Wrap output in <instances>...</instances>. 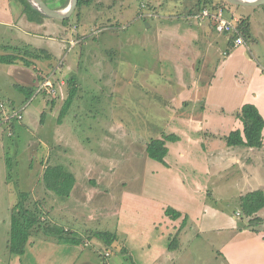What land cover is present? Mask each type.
Listing matches in <instances>:
<instances>
[{
  "label": "rangeland",
  "instance_id": "rangeland-1",
  "mask_svg": "<svg viewBox=\"0 0 264 264\" xmlns=\"http://www.w3.org/2000/svg\"><path fill=\"white\" fill-rule=\"evenodd\" d=\"M92 2L76 10L68 23L54 19L59 24L57 29L34 26L43 37L31 38L23 34L20 27L29 25L25 18L14 27L0 24V54L13 53L7 46L18 45L22 52L14 53L33 62L27 66L18 60V68L35 69L42 80L44 75L56 69L58 72L52 77L56 79L54 82L59 88V83L65 82L55 95L38 92V86L28 94L16 87V84L26 82L15 79L8 64L0 63L2 256L9 261L13 207L20 200V192H26L39 201L45 219L68 228L65 229L68 233L83 234L84 253L79 261L88 258L89 254L94 264H146L148 257L141 253L150 248L147 245L144 248L147 242L152 244L155 254L168 248L156 264H231L229 259L240 260V257L230 256L226 246L235 232L215 229L220 228L217 224L211 225V230L201 228L203 232H199L188 219L185 226L179 222L171 237H161V232H170L166 231V216L159 214L157 204L170 205L185 198L193 206L184 211L194 213L198 212L201 196L193 192L188 199L189 194L170 182L171 178L168 180L158 177L157 172H150L162 164L151 159L145 151L152 138L173 131L169 129L172 124L168 118L178 114L179 106L169 96H174L177 91V81L172 77L169 63L161 60L163 41L159 31H171V38L166 37V42L175 45L177 31L182 34L185 29L198 28L205 37L201 42L207 45L211 40L212 20L200 16L203 9L199 8V0ZM228 11L229 17L249 18L251 55L260 56L264 65V5H232ZM202 20H205L202 23L205 27L198 24ZM212 24L215 28L213 21ZM60 38L64 40L62 43ZM225 38L224 35L223 40ZM215 41L219 43L216 38ZM206 45L202 47L203 57L198 60L197 68V73L204 78L211 72V65H200L208 57ZM42 49L49 54L50 60L41 58ZM73 87L76 88L74 101L60 123L61 107ZM201 103L200 100L194 108L197 112ZM189 104L179 106L182 115L188 113ZM15 111H20L22 118L16 116L6 121L5 118ZM57 164L75 175L71 196L58 195L45 184L46 167ZM230 173L232 170L223 173L224 178ZM224 178L217 172L212 174L211 183L215 186L210 184L211 193L207 198H210L211 206L230 217L237 215L239 227H245L247 235L258 232L264 227V221L258 227L248 226L250 217L240 212V195L244 193L238 185L229 184ZM143 191L147 197L145 203L135 201L134 204L127 196L122 213L131 234L136 236L131 240L132 253H127L123 248L127 236L125 238L121 232L123 228L119 223L122 196L125 192L142 194ZM259 215L264 219V208ZM91 231L118 232L120 239L107 246L97 237L89 238ZM241 241L236 251L241 252L242 260H255L258 256L255 244L243 241V237ZM237 242L235 239L233 244ZM106 252L108 255L102 257Z\"/></svg>",
  "mask_w": 264,
  "mask_h": 264
},
{
  "label": "crops",
  "instance_id": "crops-1",
  "mask_svg": "<svg viewBox=\"0 0 264 264\" xmlns=\"http://www.w3.org/2000/svg\"><path fill=\"white\" fill-rule=\"evenodd\" d=\"M16 1L0 0V24L14 27L18 21L25 18L29 25L20 28L23 34L31 38L43 37L42 34L36 32L34 26L49 27L53 30L58 28L59 24L54 22L53 18H46L42 21H38V18L28 20L23 10L24 6ZM228 13L230 14V12ZM203 21L205 20L199 21L198 24L205 27L202 24ZM214 31L215 28L211 21V40L207 41V45L201 42L204 41L205 37L202 32H198V28L185 29L182 34L175 31L177 33L174 38L175 45L166 42V37L169 38L172 35L171 31H159L160 38L163 41V53L161 55L163 59L161 58V60L169 63L172 77L177 81V91L174 96L167 95L170 96V99H175L180 107L189 102L191 109H194L200 100L202 101L198 112L197 109L192 111L188 108V113L182 115L180 112H183V110L178 106V110H176L178 114L169 116L168 122L172 124L169 129L173 131L167 134H177L179 140L167 142L169 148V155H167L170 157V159L167 156L165 158L167 164L161 163L162 166L159 169L157 167L150 169V172H157L158 177L163 176L168 180L171 178L170 182L178 185L184 193L189 194L188 199L191 198L190 194L197 192L201 196V200L198 201V212L191 213L190 211L187 213L184 211L187 207L191 208L193 206L188 204V200L185 198L184 201L170 205L157 204L159 214L166 216L163 217L166 231L170 232H161L160 234L161 237H167V239L171 237L174 234L173 231L179 227V222L183 223L186 216L190 217L188 219L198 228L199 232L211 230V225L217 224L220 228L215 229H230L235 232L226 246L230 256L233 258H235L234 256L240 257L241 259H229L231 264H264V227L259 229L258 232L247 235L245 227H239V220L236 219L237 215L228 216L223 210L212 207L211 201H209L210 198L207 199L208 193H211L209 186L210 184L214 185L211 183L213 172H217L219 177L224 178L223 173L232 170V173L224 179L229 184L238 185L241 193L245 194L254 190L264 191V130L263 145L258 148L244 145L229 146L226 141V137L231 131L243 129V122L237 114L244 104H255L264 117V65L259 59L260 56L256 58L251 55L253 52L252 45L249 44L251 37L248 40L245 39V44L236 45L234 43L231 45L229 42L231 35ZM224 35L226 36L225 40H223ZM215 38L219 43L215 41ZM60 40L61 43L64 41L62 38ZM203 45H206L208 57L205 59V63H200V65L201 67L211 65L210 75L205 78L201 73H197L198 60L203 57ZM173 46L175 47L173 48ZM258 54H260L259 51ZM47 56L48 54L46 56L43 54L41 58L45 57L50 60V56ZM17 62L8 64L9 72L14 75L15 79L19 78V80L26 82L23 83L27 84L26 86H38V83H41L51 73L47 76L44 75L45 78L42 80V77L39 79L35 69L31 71L28 67L18 68ZM63 67L64 64H62ZM37 80L39 81L37 82ZM5 119L8 121L7 118ZM201 133L204 136L200 135ZM194 135H199V137L195 138ZM233 170L239 171L240 174L237 175ZM127 196L132 198L134 204L135 201L144 202L147 197L144 191L142 194H127L125 192L122 196L121 202L123 205L120 209L119 223L123 228L121 232L124 233L125 238L127 236L125 247L132 253L131 240H135L136 236L131 234L122 214L126 208ZM151 197L154 198V196ZM168 207L181 212V217L178 219L170 218L165 213ZM169 226H172V229H169ZM201 228L204 230L202 231ZM65 229L68 230L66 227ZM242 237L243 241L255 244L258 254L255 260L244 262L241 252L236 251V248L242 243ZM235 239L238 241L237 244H233ZM146 245L150 248L147 251L143 250L141 253V255L148 257L146 264H156L161 255L168 251V248L164 247L160 253L155 254L151 249L152 244L147 242L144 244V248ZM83 253V244L56 243L31 236L25 253L22 255L11 254L8 262L5 261L2 256L3 253L0 251V264H94L89 254L88 258L79 261Z\"/></svg>",
  "mask_w": 264,
  "mask_h": 264
},
{
  "label": "trees",
  "instance_id": "trees-1",
  "mask_svg": "<svg viewBox=\"0 0 264 264\" xmlns=\"http://www.w3.org/2000/svg\"><path fill=\"white\" fill-rule=\"evenodd\" d=\"M20 1L24 6V12L29 19L36 20L38 18V21H42L43 19L49 18L31 5L29 0ZM92 1L93 0H79L76 10H79V8L84 5H91L93 3ZM45 2L52 8L60 9L67 7L70 0H45ZM232 5L234 4H231L227 0H199V8L201 10L205 7L212 10L223 7L226 14L229 12L228 7ZM75 14L78 15L77 12ZM69 19L70 18L65 19L63 22L68 23ZM237 26L244 38L247 40L250 39L251 25L249 18L247 16L240 17L238 19ZM234 38L235 37L230 38L229 42L231 45L234 44ZM7 48L17 53L22 52L18 45L7 46ZM14 52L0 54V63L12 64L18 60H22L27 66L32 64V62H29V59H27L24 55L20 56ZM41 53H43L44 56L47 55L46 51L43 49ZM47 57H49V54ZM16 86L21 91H25L28 94H32L35 90L33 88L34 86H26L24 84H16ZM75 90L76 88L74 87L70 89L69 95L62 105L63 107H61V114L59 118L60 123H62L63 117L72 106L71 103L74 101ZM237 116L243 122V129L231 131L226 137L227 144L229 146L244 145L256 148L261 147L263 145L264 117L258 107L253 103H246L242 106L241 111L237 114ZM178 140L179 136L174 133L163 135L161 138H152L146 144V153L151 159L167 164L165 159L169 152L167 142H175ZM44 180L49 189L55 191L61 196H69L76 182L75 175L72 172L67 171L62 164L47 166L44 172ZM19 196L20 200L18 204L13 207V215L11 219L10 239L8 242V248L11 254H24L31 236L51 240L56 243L76 245L85 243V240L83 239L84 237L82 238L81 234L74 231L68 233L64 227L45 219L43 217L42 208L39 206V201L33 199L31 194L20 192ZM240 197V212L241 214L243 213L250 217L248 226L258 227V225L264 221V219L259 215V212L264 208V191L254 190L240 195ZM165 213L172 219H178L182 215L181 212L172 207L166 208ZM188 218L189 216L184 218L182 223L184 226L186 225ZM88 237H97L104 241L107 246L112 245L115 241L120 239L118 232L111 231H91L88 232ZM170 247H172V243ZM123 248L125 250L124 252L128 253L127 248ZM103 255L105 257V255L108 254L105 253Z\"/></svg>",
  "mask_w": 264,
  "mask_h": 264
},
{
  "label": "built area",
  "instance_id": "built-area-1",
  "mask_svg": "<svg viewBox=\"0 0 264 264\" xmlns=\"http://www.w3.org/2000/svg\"><path fill=\"white\" fill-rule=\"evenodd\" d=\"M200 16L204 19H211L214 22L215 28L218 32L226 33L231 35V37H235L234 43L236 45L245 44V38L237 26L238 18L234 16L229 17L223 7H219L216 10L205 7L203 8ZM57 72L58 71L55 69L41 83H39L37 91H47L49 94L53 95L57 94L61 87L65 85V82L62 81L59 83V88L58 85L54 82L56 79H53L52 77L55 76ZM16 116L22 118L21 112L15 111L11 116L7 118V120H10L12 117Z\"/></svg>",
  "mask_w": 264,
  "mask_h": 264
},
{
  "label": "water",
  "instance_id": "water-1",
  "mask_svg": "<svg viewBox=\"0 0 264 264\" xmlns=\"http://www.w3.org/2000/svg\"><path fill=\"white\" fill-rule=\"evenodd\" d=\"M31 5L41 11L49 18L65 20L71 17L74 14L78 7L79 0H70L68 6L65 8H52L46 4L45 0H29ZM231 4L238 6H262L264 5V0H227Z\"/></svg>",
  "mask_w": 264,
  "mask_h": 264
}]
</instances>
